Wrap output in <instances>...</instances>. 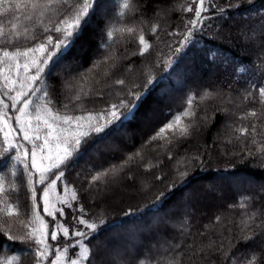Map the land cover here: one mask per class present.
<instances>
[{"label": "trees", "instance_id": "trees-1", "mask_svg": "<svg viewBox=\"0 0 264 264\" xmlns=\"http://www.w3.org/2000/svg\"><path fill=\"white\" fill-rule=\"evenodd\" d=\"M230 2L235 0H216L218 6ZM120 3L121 0H99L91 23L71 52L50 74L46 70L44 84L37 85L47 88L61 114H64V104L72 109L70 97L83 85L88 94L82 95V106L69 112L82 115L98 112L128 98L129 90L144 91L148 76L154 79L137 119L118 130L109 128L110 134L101 133L102 138L93 135L82 146L83 154L66 170V177L78 190L79 202L88 217L97 222L105 220L91 241L90 246L96 252L93 264H169L178 253L181 264H227L219 252L208 248L210 242H215L214 247L223 244L224 252L231 250L236 264L253 251L264 257V156L256 152L251 136L236 139L239 133L234 131L239 126L251 129L255 124V139L264 143V103L258 92L264 87V29L261 27L264 25V0L251 3L241 0L240 7L226 8L222 14L212 11L211 18L206 21L208 26L193 36V42L178 57L173 55V49L182 39L179 34L186 31L187 21L194 18V13L184 11L191 0H133L140 11L134 15L126 13L123 18L118 15ZM157 9L160 14L154 15ZM11 16V13L0 14V24L6 32ZM141 17L146 21L141 25L145 38L152 45L144 56L132 54L139 45L127 34L123 42L118 32L112 41L107 39L110 28L141 24ZM55 19L53 16V23ZM22 23L30 29L34 24ZM156 23L160 28L154 36L150 28ZM35 34L36 40L17 46H34L47 35L53 38L57 35L54 31L43 33L39 27ZM0 47L11 49L12 45L0 42ZM113 54L114 60L100 63ZM170 59L175 62L168 67L165 61ZM94 63H100V67L89 72ZM118 79H123L125 85L116 84ZM205 93L211 96L201 101ZM189 97L196 98L200 131L171 145L165 141L146 144L173 114L187 107ZM252 110L257 112V117L240 119ZM155 112L158 115L152 120ZM10 123L16 127L14 120ZM18 139L31 147L22 136ZM161 144L165 147H160ZM3 146L0 133V148ZM138 151L142 160L134 158L114 178H107L108 182L90 185L92 175L121 164ZM169 152L172 159L168 158ZM196 156L199 160L193 159ZM149 162L158 166L146 170ZM179 163L188 171L182 182L175 176ZM13 170L22 181L19 175L22 166L12 160L0 161V175L5 178L6 187ZM157 176L161 179L157 180ZM142 177L147 183L136 187L134 181ZM174 182L177 186L170 192L169 185ZM201 182L214 191V198L209 202L199 198ZM162 192L165 196L158 201ZM240 202H246L248 207L240 208ZM20 203L18 218L0 217L4 221L0 227L11 226L8 235L25 232L21 221L27 223L28 209L23 190ZM129 209L135 214L124 215ZM253 212L257 214L255 225L260 226L255 229V238L247 244L236 243L242 235V221ZM8 235L0 231V259L18 256L19 264H36L34 254L26 250L32 247L31 242L9 240ZM229 240L233 244H229Z\"/></svg>", "mask_w": 264, "mask_h": 264}, {"label": "snow or ice", "instance_id": "snow-or-ice-1", "mask_svg": "<svg viewBox=\"0 0 264 264\" xmlns=\"http://www.w3.org/2000/svg\"><path fill=\"white\" fill-rule=\"evenodd\" d=\"M244 2L251 3L252 0H244ZM98 6L99 0H0V14H12L7 32L0 24V42L12 45L11 49L0 47V65L3 66L0 67V80H2L0 133L3 134L4 145L0 148V161L5 159L15 161L17 165L22 166V172L19 175L23 177L22 181L18 179V173L13 170L12 179L7 182L6 187L4 176L0 175V217H19L22 207L21 190L27 201L25 207L28 209L27 223L21 221L25 229L23 235H8L11 226L0 227V231L8 235L9 240L19 239L25 244L31 242L32 247L26 250L34 254L36 264H93L96 252L90 246L91 241L105 224V220L99 219L97 222L88 217L84 206L79 202L78 190L66 177V170L70 169L78 155L83 154L82 146L87 144L93 135L102 138L101 133L110 134L107 132L109 128L118 130L135 121L149 95L150 86L154 83L153 77L149 75L144 91L129 90L128 98L120 99L118 103H112L98 112H87L82 115H72L69 112L82 106V95L88 94L84 91L83 85L70 97L72 109L69 108V104L63 105L64 114H61V109L54 106V100L47 88L42 89L37 86L44 84L43 77L46 70L47 74H50L52 68L71 52L75 42L91 23ZM240 6L241 0L222 6H218L216 0H191L184 11L194 13V18L187 21L186 31L179 34L182 39L173 49V55L178 57L182 54L193 42V36L208 26L206 21L211 18L212 11L222 14L226 8ZM139 11V7L134 6L133 0H121L118 15L123 18L126 13L134 15ZM159 14L160 10L157 9L154 15ZM53 16L56 18L54 23ZM22 21L34 22V24L30 29ZM144 23L146 21L141 17V24L112 27L106 33L107 39L112 41L118 32L123 42L124 34H127L132 42H138L139 45L132 54L144 56L152 47L145 38L144 27L141 26ZM37 27L42 29L43 33L54 31L57 35L55 38L47 35L43 41L34 46L23 48L17 46L21 42L36 40ZM261 27L264 29V25ZM159 28L158 23L152 24L150 33L155 36ZM110 59L114 60L115 55L105 57L100 63L106 64ZM174 62L170 59L165 61V64L170 67ZM100 63H94L89 72L99 68ZM104 74L108 75L107 72ZM115 83L125 85L123 79H118ZM258 92L261 103H264V87L259 88ZM38 93L40 95H37ZM210 96V93H205L200 100L203 101ZM33 97H36V100H33ZM195 100V97H189L187 107L181 113L173 114L167 123L160 126L148 138L146 144L165 141L166 144L171 145L187 140L194 132L200 131ZM249 117H257V112L249 111L240 119ZM13 120L16 127L10 123ZM234 131L239 133L236 139H240L241 136H251V143L256 145V152L264 156V143L255 139L257 135L255 124L251 126V129L247 126H239ZM20 134L23 141L31 147H26L19 141ZM228 142L231 143V140ZM160 147H165V144H161ZM134 158L142 160L143 156L138 151L134 155H129L121 164L112 165L109 169L97 172L92 175L90 185L108 182L107 178H114ZM168 158H173L170 152ZM193 159L199 160V157L196 156ZM157 166L158 164L149 162L146 170ZM187 175V167L179 163L175 172L176 178L182 182ZM156 179L159 180L161 177L157 176ZM176 186L175 182L170 184L169 191L171 192ZM164 196L163 192L160 193L157 200ZM239 207L244 209L248 205L246 202H240ZM134 214L132 209L124 213L126 216ZM256 215L254 212L250 213L248 219L242 221L240 227L242 235L236 239V243L242 241L247 244L255 238L257 234L255 229L260 227L255 225ZM219 219L216 217L217 221ZM3 222L0 219V225ZM214 243L210 242L208 248L213 252H219L227 264H236V258L231 256V250L224 252L223 244L214 247ZM229 244H233V241L229 240ZM179 255L178 253L172 258L169 264H181ZM205 259L208 257L205 256ZM19 261L20 257L13 256L7 260L0 259V264H14V262L19 264ZM239 264H264V257L253 251Z\"/></svg>", "mask_w": 264, "mask_h": 264}, {"label": "rangeland", "instance_id": "rangeland-1", "mask_svg": "<svg viewBox=\"0 0 264 264\" xmlns=\"http://www.w3.org/2000/svg\"><path fill=\"white\" fill-rule=\"evenodd\" d=\"M158 113L155 112L153 117H152V120H154L156 117H157ZM15 135V133H14ZM41 135H43V132H41ZM20 136H22V134H20ZM114 152L117 153L118 150L117 149H114ZM128 176V175H127ZM128 179H132V177H129L128 176ZM134 185H136V187H142L144 184L147 183V179L145 177H142V178H138L134 181ZM201 184L203 185L201 190L198 192L200 194V199L203 200V201H207L208 202L210 200H212L214 198L213 194H214V191L212 189H209L208 186H206V183L205 182H201ZM216 197H220V195H216ZM197 209V207H196Z\"/></svg>", "mask_w": 264, "mask_h": 264}]
</instances>
